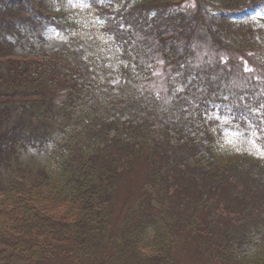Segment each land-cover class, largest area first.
<instances>
[{
	"label": "trees",
	"instance_id": "trees-1",
	"mask_svg": "<svg viewBox=\"0 0 264 264\" xmlns=\"http://www.w3.org/2000/svg\"><path fill=\"white\" fill-rule=\"evenodd\" d=\"M183 2L0 0V264H264V92L231 94L189 45L264 86V0ZM50 30L72 59L36 45Z\"/></svg>",
	"mask_w": 264,
	"mask_h": 264
},
{
	"label": "rangeland",
	"instance_id": "rangeland-1",
	"mask_svg": "<svg viewBox=\"0 0 264 264\" xmlns=\"http://www.w3.org/2000/svg\"><path fill=\"white\" fill-rule=\"evenodd\" d=\"M190 4L191 0H184L183 2L184 7H187ZM44 36L43 43L36 42V45L41 48V50L62 49L63 45H67L68 50L66 51H68L70 56L72 55L71 59L74 57V52L79 50L77 46L67 42L65 37L57 31L50 30L46 33L44 32ZM189 45L194 52V66L199 67L206 72L210 70V75L212 76H215L216 74L227 75L229 79L225 80L223 83L231 94H233V91H248L252 93V97H258L259 92H264V86H262L259 81V71L256 68L253 59L246 61V63L245 60L241 59V56L237 52L224 50L216 45L210 44L200 31L191 37ZM154 67L152 78L145 86L144 92L146 91L147 97L150 98L147 102L152 109V112L157 113L158 116H162L163 111H161V106L159 105L165 101L161 95L164 92L163 64L162 62H156ZM153 98L160 102L158 106L152 103ZM43 156L44 154L42 150L40 149L38 151L34 147H27L26 151L21 150L19 152L21 162H24L27 166L38 164ZM6 176L8 175H5V177H3V175L0 176V184L4 183ZM136 179L137 178L133 176L124 179V182L118 189L119 199H123L125 191L128 188L139 187V184H141L142 181ZM133 194L135 193L133 192L131 194V198L134 197ZM14 264L20 263L15 262Z\"/></svg>",
	"mask_w": 264,
	"mask_h": 264
},
{
	"label": "snow or ice",
	"instance_id": "snow-or-ice-1",
	"mask_svg": "<svg viewBox=\"0 0 264 264\" xmlns=\"http://www.w3.org/2000/svg\"><path fill=\"white\" fill-rule=\"evenodd\" d=\"M247 70V69H246ZM180 90H182V89H180ZM217 119H218V117H217Z\"/></svg>",
	"mask_w": 264,
	"mask_h": 264
}]
</instances>
